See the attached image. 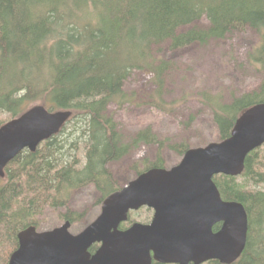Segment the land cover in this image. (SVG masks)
<instances>
[{"label":"trees","instance_id":"1","mask_svg":"<svg viewBox=\"0 0 264 264\" xmlns=\"http://www.w3.org/2000/svg\"><path fill=\"white\" fill-rule=\"evenodd\" d=\"M201 19L206 25H194ZM247 30L257 35V41L248 50L246 63L262 69L264 0H0V113H6L0 125L35 104L72 112L56 134L34 151H20L4 168L0 264H6L16 249L19 231L40 227L39 217L47 208L65 207L58 216L70 223L80 218L81 213L67 207L73 190L92 185L99 193L98 204L117 191L120 186L108 170L110 162L140 145H156L153 160L134 165L138 175L165 167L163 148L180 157L190 148L185 141L159 138L148 126L124 137L107 113L110 103L121 107L132 102L133 95L123 84L133 71L152 75L154 88L147 95L152 107L169 113L189 99V94L164 98L171 61L154 47L163 42L171 49L205 45ZM194 96L211 112L218 140H223L243 110L264 102V76L257 88L230 93L227 99L208 89ZM71 119L72 130L66 132ZM79 141L81 164L74 156ZM213 181L222 199L240 202L247 213L246 244L230 264H264V145L247 154L239 175L219 174ZM132 213L122 228L134 222Z\"/></svg>","mask_w":264,"mask_h":264},{"label":"water","instance_id":"2","mask_svg":"<svg viewBox=\"0 0 264 264\" xmlns=\"http://www.w3.org/2000/svg\"><path fill=\"white\" fill-rule=\"evenodd\" d=\"M71 114L35 104L1 124L0 177L20 151H34ZM261 145L264 102L243 110L225 139L190 147L177 164L143 171L109 194L79 232L69 231L68 220L46 231H19L6 264H230L245 247L247 213L240 202L222 199L213 177L239 175L247 154ZM141 207L152 209L149 222L121 229L128 213Z\"/></svg>","mask_w":264,"mask_h":264},{"label":"rangeland","instance_id":"3","mask_svg":"<svg viewBox=\"0 0 264 264\" xmlns=\"http://www.w3.org/2000/svg\"><path fill=\"white\" fill-rule=\"evenodd\" d=\"M206 23L205 19H201L194 25L204 26ZM256 41L257 35L247 30L244 33L234 32L205 45L192 44L178 49H171L168 42H163L154 49L160 57L171 61L166 75L164 98L179 99L189 94V99L169 113L160 111L148 103L147 95L154 88L152 75L133 71L123 84L124 91L133 95L132 102L121 107L110 103L107 113L124 137L148 126L159 138H169L172 142L185 141L190 147L219 141L211 112L194 95L200 89H208L213 93L222 94L227 99L230 93L248 92L257 88L264 76V67L256 69L246 63V54ZM5 116L6 113H0V119ZM190 116L193 119L187 124ZM74 122L75 120L71 119L66 123V132L72 130ZM71 140L72 138L69 139ZM82 147L83 144L79 141L74 154L79 164L83 163ZM156 150L157 146L153 144L140 145L123 158L110 162L107 167L115 182L122 187L134 179L137 176L134 165L141 166V161L145 158L153 160ZM161 153L167 168L177 164L181 158L167 147L163 148ZM98 197L99 193L92 185L70 193L67 207L72 212L82 214L77 221L71 223V233L79 232L98 215L101 206L97 202ZM65 211V207L47 208L39 217L41 223L38 230L46 231L61 225L65 220L58 215ZM151 216L150 208L141 207L133 211L130 220L147 223Z\"/></svg>","mask_w":264,"mask_h":264},{"label":"flooded vegetation","instance_id":"4","mask_svg":"<svg viewBox=\"0 0 264 264\" xmlns=\"http://www.w3.org/2000/svg\"><path fill=\"white\" fill-rule=\"evenodd\" d=\"M129 225H131V224H129ZM129 225H127L126 227H128ZM126 227H125V228H126ZM120 228H121V229H125V228H122L121 226H120ZM213 230H216V228H215V229L213 228ZM205 263H206V262H205ZM205 263H204V264H205Z\"/></svg>","mask_w":264,"mask_h":264},{"label":"bare ground","instance_id":"5","mask_svg":"<svg viewBox=\"0 0 264 264\" xmlns=\"http://www.w3.org/2000/svg\"><path fill=\"white\" fill-rule=\"evenodd\" d=\"M136 211V210H135ZM124 228V227H123Z\"/></svg>","mask_w":264,"mask_h":264}]
</instances>
